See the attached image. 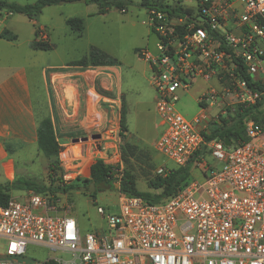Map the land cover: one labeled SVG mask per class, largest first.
<instances>
[{
    "label": "built area",
    "instance_id": "1",
    "mask_svg": "<svg viewBox=\"0 0 264 264\" xmlns=\"http://www.w3.org/2000/svg\"><path fill=\"white\" fill-rule=\"evenodd\" d=\"M152 1L146 24L154 48L137 56L148 65L163 128L153 148L180 167L205 147L221 167L201 157L193 164L200 178L160 203L118 193L117 213L97 208L103 234H81L58 195L10 197L0 206V264H264V121H246L245 140L227 147L205 142L196 118L177 107L198 81L206 86L196 99L203 117H232L264 101V0ZM47 39L39 28L36 42ZM74 159L78 175L87 170L88 158ZM28 246L69 259L22 262Z\"/></svg>",
    "mask_w": 264,
    "mask_h": 264
},
{
    "label": "rangeland",
    "instance_id": "2",
    "mask_svg": "<svg viewBox=\"0 0 264 264\" xmlns=\"http://www.w3.org/2000/svg\"><path fill=\"white\" fill-rule=\"evenodd\" d=\"M14 1L19 4H32L36 0ZM128 1L124 13L111 8L106 14L99 15L97 14V7L85 0V2L80 3L59 2L56 5L47 6L37 17L40 26L45 29L51 38L50 44L53 46V50L39 55L37 59L39 76L36 75V77L32 73L34 81L39 79L38 83L41 82L40 72L42 68L79 61L88 57L91 48H97L110 58L115 59L117 65L121 66L125 73L132 76L135 86V93L127 97L126 101L129 109V129L133 134L129 138L126 134H124L125 138L120 137L119 130L116 132L114 124L111 123L105 128L106 133L103 134L102 141L98 142L101 139L100 134H98L99 139L87 137L86 142L89 141L94 146L90 148L84 142L73 143L74 139L71 141L67 138L63 139L64 137L58 133V127L55 124L53 130L59 151L57 157L50 159L52 163L57 164L52 175L53 179L47 177L49 159L36 151L35 148L28 151L32 156L29 164L24 165L20 160L16 161L18 172L22 170L29 172L28 180L31 179L52 189L57 186L66 187L65 192L58 193L59 203L68 208L70 216L76 220L82 234L87 232L103 234L107 232L105 219L97 213L98 207L104 210L105 215L115 214L118 211V188L96 191L94 198L90 197V193L79 190L80 187L87 186V181L90 180L89 167L95 161L101 160L105 165L111 166L114 177L121 178L125 172L130 173L139 191L147 190L148 180L154 177L158 170H162L164 174L174 168L172 162L158 154L153 148V144L163 128L159 126V120L154 111L152 99L154 92L148 83V70L145 78L147 81L142 80L140 76L141 72L146 69V63L137 56V51L142 49L153 51L155 37L150 28L144 24L148 15L147 9L140 6L141 0ZM168 1L169 4L173 5L176 0ZM71 18L83 20L84 30L81 36H77L66 26L65 21ZM39 86L41 88L42 84L39 83ZM205 87L203 83L196 82L189 91L179 94L177 103L178 110L182 115L189 121L196 118L198 125L205 119L208 121L215 119L214 117H203L196 103L197 97L202 94ZM38 98L37 114L40 116L47 112L48 103L45 92L41 91ZM139 99L144 100L142 101L144 105L141 106L137 102ZM260 107L263 110V101H261ZM139 108L145 109V117L139 115ZM210 111L215 112V108L210 109ZM199 128L205 129L207 127L205 125ZM208 128L211 129V126L209 125ZM72 154H75L78 159H89L84 166V168L88 166L87 170H83L79 175L74 168L76 158L71 163L68 162ZM203 158H206L205 161L208 164L217 168L221 167V163L211 157L204 156ZM204 159H202V162H204ZM198 171L197 167H192L190 180L200 178L201 174ZM66 174L70 178L64 179L63 177ZM17 178L24 177L18 174ZM116 184L118 185L117 182ZM68 187L72 188L68 189ZM27 194L28 192L25 191L13 190L10 196L20 199V197L25 198ZM3 244L2 242L1 245ZM47 258L68 260L69 256L57 252L52 253L35 246H28L26 254L19 260L32 263L35 260L41 261Z\"/></svg>",
    "mask_w": 264,
    "mask_h": 264
},
{
    "label": "crops",
    "instance_id": "3",
    "mask_svg": "<svg viewBox=\"0 0 264 264\" xmlns=\"http://www.w3.org/2000/svg\"><path fill=\"white\" fill-rule=\"evenodd\" d=\"M37 17L28 19L23 15L0 12V34L6 31L15 36V40L0 38L1 184L11 182L18 174L28 179L29 172H18L16 161L27 165L32 157L28 151L35 148L39 152L37 128L44 118H49L54 128L57 125L63 139L71 141L100 134V142L108 124H114L116 132L119 130L123 108L127 138L133 135L129 129L126 101L135 93V86L132 76L125 73L121 66L80 67L70 62L42 68L41 88L39 79L33 80L32 73L39 76L37 59L44 53L32 48L35 29L42 28ZM146 22L144 24L147 26ZM47 37L50 44L51 38L48 34ZM147 70L149 72L146 64V69L140 75L144 81H147ZM41 91L45 92L48 107L44 115L38 116ZM152 99L154 102V95ZM142 101L137 100L141 106L144 105ZM138 111L140 116H146L145 109L139 108ZM84 143L90 148L94 147L89 141Z\"/></svg>",
    "mask_w": 264,
    "mask_h": 264
},
{
    "label": "trees",
    "instance_id": "4",
    "mask_svg": "<svg viewBox=\"0 0 264 264\" xmlns=\"http://www.w3.org/2000/svg\"><path fill=\"white\" fill-rule=\"evenodd\" d=\"M61 1H71V0H36L32 4H19L16 1L0 0V12H6L12 15H23L28 19H34L42 13V10L51 5H56ZM87 2L94 4L97 7V14H106L111 8L117 10L126 11V6L128 5V0H87ZM152 0H141L140 6L148 8L150 6H155ZM122 12V13H124ZM66 26L69 30L75 33L77 36H81L84 30V23L82 19L71 18L65 21ZM37 30L34 32L36 37ZM32 43V48L36 51L48 52L53 49V46L47 42H36ZM0 38L7 40H15V36L4 31L0 34ZM73 66L80 67H101V66H113L117 65V61L110 58L107 54L102 52L97 48H91L88 57L83 58L79 61L72 62ZM264 102V101H263ZM260 103L255 106L246 109H240L234 116L225 118L218 117L214 120H204L199 127L205 126L207 128L201 129L200 133L205 142H210L213 140H220L224 142L227 138L231 145L239 144L245 140L244 136V123L248 120H253L255 122L264 121V108L260 107ZM211 126V129L208 126ZM127 132V125L125 122V112L123 108L121 109V116L119 121V136L125 138L124 134ZM37 144L39 152L49 159L47 166V177L52 178L57 164L52 163L50 160L53 157H57L59 146L57 144L53 125L49 118H44L40 121L37 128ZM206 153L205 147H201L197 151L192 159L184 166L176 167L168 170L166 173L158 174L147 182V190L139 191L137 190L134 180L130 173L125 172L122 177L117 180L113 178L112 167L105 165L101 160L95 161L89 167L90 180L87 181V185L93 183L95 191L90 193V197L94 198L96 191H102L107 188L113 189L112 184L118 183V192L128 195H133L144 199L149 203H160L172 196H174L178 190L185 186L191 177V169L194 162H199L201 157ZM72 187H68V189ZM74 188V187H73ZM115 189V188H114ZM13 190H21L25 192H33L41 195H52L57 198L59 192H65L66 187H55L50 188L45 185L38 184L32 180L24 178H15L11 182L0 183V206H5L7 201L10 199V193Z\"/></svg>",
    "mask_w": 264,
    "mask_h": 264
},
{
    "label": "water",
    "instance_id": "5",
    "mask_svg": "<svg viewBox=\"0 0 264 264\" xmlns=\"http://www.w3.org/2000/svg\"><path fill=\"white\" fill-rule=\"evenodd\" d=\"M62 3H80V2H85V0H71V1H61ZM91 139H99L100 138V136L99 135H93V136H91L90 137ZM78 141H80V142H86L87 141V137H83V138H81V139H74L72 142L73 143H76V142H78ZM224 145L225 146H230L231 145V143H230V141L227 139V138H225L224 139ZM112 186L116 189V188H118V185L117 184H112ZM81 192H83V191H85V189L84 188H80L79 189ZM95 191V187H94V185H93V183H90L89 185H88V188H87V192L88 193H93Z\"/></svg>",
    "mask_w": 264,
    "mask_h": 264
},
{
    "label": "flooded vegetation",
    "instance_id": "6",
    "mask_svg": "<svg viewBox=\"0 0 264 264\" xmlns=\"http://www.w3.org/2000/svg\"><path fill=\"white\" fill-rule=\"evenodd\" d=\"M80 188H84L85 191H83V192H87L88 185H87V186H82V187H80ZM80 188H79V189H80Z\"/></svg>",
    "mask_w": 264,
    "mask_h": 264
}]
</instances>
